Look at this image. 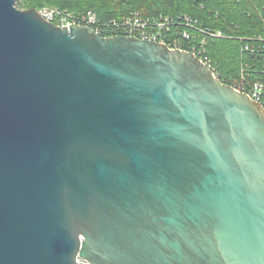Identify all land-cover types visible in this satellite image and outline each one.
I'll return each mask as SVG.
<instances>
[{
	"label": "water",
	"instance_id": "water-1",
	"mask_svg": "<svg viewBox=\"0 0 264 264\" xmlns=\"http://www.w3.org/2000/svg\"><path fill=\"white\" fill-rule=\"evenodd\" d=\"M0 0V264H264V106L189 50Z\"/></svg>",
	"mask_w": 264,
	"mask_h": 264
},
{
	"label": "trees",
	"instance_id": "trees-1",
	"mask_svg": "<svg viewBox=\"0 0 264 264\" xmlns=\"http://www.w3.org/2000/svg\"><path fill=\"white\" fill-rule=\"evenodd\" d=\"M17 5L22 9L66 8L76 13L94 10L102 20L121 18L135 10L147 16L177 18L187 14L199 26L222 30L227 35L209 38L206 43L207 54L222 81L231 84L240 78L242 65L250 63L255 68L250 77L264 85V53L243 51L247 41L240 39L264 37V0H18ZM170 35L175 36V29ZM202 38L197 33V40Z\"/></svg>",
	"mask_w": 264,
	"mask_h": 264
},
{
	"label": "built area",
	"instance_id": "built-area-1",
	"mask_svg": "<svg viewBox=\"0 0 264 264\" xmlns=\"http://www.w3.org/2000/svg\"><path fill=\"white\" fill-rule=\"evenodd\" d=\"M47 20L62 27L71 25H85L92 27L99 35L108 37L113 35H128L146 40H154L165 43L171 48L189 50L195 53L199 59L207 64L220 78V73L213 66L207 54L206 43L209 38H225L227 35L222 30H213L202 27L189 15H180L177 18L165 16H147L140 11H132L121 18L102 20L94 10L76 13L66 8L43 7L38 9ZM175 29V36L170 33ZM195 31V32H193ZM197 33L204 38L197 40ZM246 40L242 50L254 54L264 53V37L240 38ZM187 41V42H185ZM255 68L250 63H244L241 67L240 78L232 80V85L239 91L246 92L252 99L264 106V85L259 79L251 78ZM264 73V70L263 72Z\"/></svg>",
	"mask_w": 264,
	"mask_h": 264
},
{
	"label": "rangeland",
	"instance_id": "rangeland-1",
	"mask_svg": "<svg viewBox=\"0 0 264 264\" xmlns=\"http://www.w3.org/2000/svg\"><path fill=\"white\" fill-rule=\"evenodd\" d=\"M50 8H58V7H50Z\"/></svg>",
	"mask_w": 264,
	"mask_h": 264
}]
</instances>
